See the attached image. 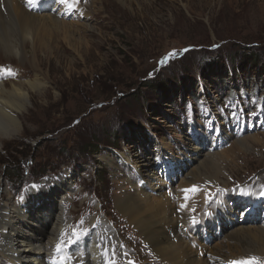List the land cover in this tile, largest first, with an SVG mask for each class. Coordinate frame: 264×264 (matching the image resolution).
<instances>
[{
  "label": "rangeland",
  "instance_id": "374dc122",
  "mask_svg": "<svg viewBox=\"0 0 264 264\" xmlns=\"http://www.w3.org/2000/svg\"><path fill=\"white\" fill-rule=\"evenodd\" d=\"M19 1L27 11L57 15L73 38L83 40L75 50L53 33L48 56L41 51L31 56L30 43L20 59L0 52V68L14 76L4 83L36 77L45 85L43 96L31 97L20 133L0 146V204L7 199L17 204L29 187L40 188L46 180L54 184L73 177L68 206L62 208L70 230L64 245L85 234L71 225L77 229L104 218L116 231L119 261L126 250L130 264L134 259L147 264L153 259L139 233L116 210L121 191L134 189L126 183L136 174L126 171L128 156L140 155L153 161L168 195L196 186L214 190L202 211L212 197L232 209L229 213L224 206L221 219L227 225L217 229L215 241L228 233L230 217L247 225L264 222L263 194L232 197L241 200V210L227 198V192L245 189L264 175V0H125V5L68 0V6L61 0ZM188 135L203 151L229 150L234 158L229 166L221 163L216 181L180 186L189 169L178 170L184 160L177 152L184 151ZM243 138L241 153L234 142ZM208 222L221 227L215 217ZM203 236L209 245L210 232Z\"/></svg>",
  "mask_w": 264,
  "mask_h": 264
},
{
  "label": "bare ground",
  "instance_id": "6f19581e",
  "mask_svg": "<svg viewBox=\"0 0 264 264\" xmlns=\"http://www.w3.org/2000/svg\"><path fill=\"white\" fill-rule=\"evenodd\" d=\"M117 1L121 5L127 3L125 0ZM102 5H105L104 2ZM0 7L4 10V14L0 11V52L6 55L20 59L26 45L30 43L31 56L36 57L37 51L48 56L58 35H62L63 41L75 50L82 44L83 39L73 38V33L67 30L69 25L63 23L57 15L39 14L38 10L27 11L19 0H0ZM69 10L67 13L71 14ZM64 12L66 13L65 9ZM90 28L85 26V31H90ZM48 32L53 36H48ZM83 49H88L86 42ZM10 77L14 79L13 75L0 68V146L5 138L20 133V123H23L31 97L43 96L45 87L36 77L28 82L18 81L7 85L4 82ZM185 138L184 151L177 152L181 160H184L179 163L178 170L186 167L189 169V176L186 180H180V186L192 187L197 182L216 181L222 174L221 163L228 162V166L233 164L234 158L229 155V150L220 154L203 151L201 143L194 144L196 139L192 135ZM244 139L234 142L238 152H245ZM251 139L256 141L255 136H251ZM128 161L126 165L131 169L127 168L126 171L129 169L136 174H132V182L127 179L126 183L128 187L131 184L134 189L129 190V193L128 190L121 191V198L116 201V210L123 221L139 233L146 251L153 257L147 264H231L233 261L250 260L242 258L249 255H256L258 264H264V222L256 226L247 225L245 221L239 223L238 219L230 217L228 222L231 228L227 229L228 233L221 235L220 241H215L217 229L222 230L227 225L221 219L224 216L223 208L227 205L212 197L211 205L202 211L214 190L200 188L197 194H189L190 199L187 200L185 192L178 196L168 195L165 193L166 180L154 170L152 160L151 164L148 158L136 155L133 159L128 156ZM110 166L114 168L112 172L116 170L114 166ZM135 175L139 181L135 180ZM47 181L40 188L29 187L17 204L10 199L0 204V264H51L54 259L59 258H65L66 264H107L109 260L113 264H130L127 262L126 250L122 251L123 262L116 256L120 248L115 242L116 231L111 223L108 224V219L100 221L95 217L90 222L86 221L87 228L86 222L77 226V229L71 225L72 231H85V234L64 245L70 239V230L65 229L68 227V218L62 208L73 190V177L60 179L54 184ZM257 182V185L252 186ZM257 182L248 184L245 189L227 192V198L231 197L232 205L240 208L241 200L232 197L240 195L241 198L249 196L256 199L260 194L264 195V192H259L263 188L261 184H264V175H259ZM226 184L225 188L228 186ZM251 190L255 193H250ZM227 211L233 212L229 206ZM221 213L222 217H219ZM207 217L220 220L221 227L211 226V222L205 224ZM204 231L210 232L212 236L209 245L202 238ZM102 242L107 243L105 249L100 245ZM57 245H60L59 252L56 250ZM141 263V260L137 262L134 259L133 264Z\"/></svg>",
  "mask_w": 264,
  "mask_h": 264
},
{
  "label": "snow or ice",
  "instance_id": "6c2138e0",
  "mask_svg": "<svg viewBox=\"0 0 264 264\" xmlns=\"http://www.w3.org/2000/svg\"><path fill=\"white\" fill-rule=\"evenodd\" d=\"M28 2L29 3H34L35 0H28ZM61 2L62 3H68V0H61ZM74 3H79V0H74ZM173 55H175V54L173 53ZM183 191L185 192V199L187 200V199H190V195L189 194L195 195L197 192L200 191V189L198 187L194 186L191 189H184ZM181 207H185V205H181ZM193 223H195V220H193ZM56 250H57V252H59L61 250L60 249V245H57ZM51 264H66V260H65V258L54 259L51 262ZM107 264H113V261L109 260L107 262ZM231 264H258V261L255 258H251L248 261H239V262L233 261V262H231Z\"/></svg>",
  "mask_w": 264,
  "mask_h": 264
}]
</instances>
